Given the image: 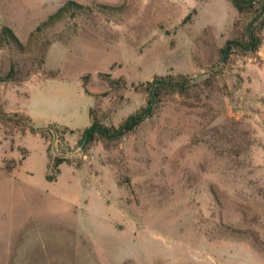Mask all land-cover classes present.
I'll use <instances>...</instances> for the list:
<instances>
[{
  "label": "rangeland",
  "instance_id": "obj_1",
  "mask_svg": "<svg viewBox=\"0 0 264 264\" xmlns=\"http://www.w3.org/2000/svg\"><path fill=\"white\" fill-rule=\"evenodd\" d=\"M65 1L0 0V264H264V0Z\"/></svg>",
  "mask_w": 264,
  "mask_h": 264
},
{
  "label": "trees",
  "instance_id": "obj_2",
  "mask_svg": "<svg viewBox=\"0 0 264 264\" xmlns=\"http://www.w3.org/2000/svg\"><path fill=\"white\" fill-rule=\"evenodd\" d=\"M235 2H236V4L239 5L238 0H235ZM84 7H85L84 5H82L81 3H78L74 0H67L64 3L60 4L59 6H57L52 12H50L41 21L40 25L42 26V25H48V24L54 23L55 21L63 18L68 12H70L71 14L81 12L82 10H84ZM234 43L238 44V42H236V41H234ZM1 44L13 46L19 50L23 49L22 42L14 34L12 29L7 25H3L0 28V45ZM12 71H13V65H11L10 70L8 72H12ZM205 73L213 74V73H215V71L211 69V70H207ZM178 77H180V78L174 79V80H168L165 77L164 78L161 77V78L156 79L154 81L153 86H152V94H154V96H157V94H159L160 89L166 85H171V87H173L177 90H182L187 85H189V81H186V79H187L186 76L178 75ZM90 114L92 115V112H90ZM131 119L132 120L130 123H132V122L134 123V122L138 121V118L136 116L132 117ZM95 123L96 122L93 120L91 125L88 128H86L88 130V136H91L95 131H100L102 133H105L103 130L96 127ZM129 125L130 124H128V126Z\"/></svg>",
  "mask_w": 264,
  "mask_h": 264
},
{
  "label": "water",
  "instance_id": "obj_3",
  "mask_svg": "<svg viewBox=\"0 0 264 264\" xmlns=\"http://www.w3.org/2000/svg\"><path fill=\"white\" fill-rule=\"evenodd\" d=\"M234 40H229L228 42H227V47H228V44L229 43H231V42H233ZM227 49V48H226ZM224 55V54H223ZM150 94H152V90H150ZM152 101H153V98H152V96H151V99H150V101H149V106H148V109H147V111L144 113V115L143 116H145L147 113H148V110H149V108H150V106H151V104H152Z\"/></svg>",
  "mask_w": 264,
  "mask_h": 264
}]
</instances>
